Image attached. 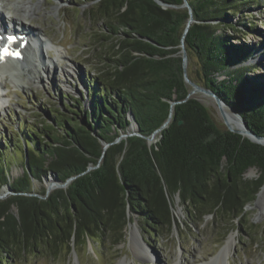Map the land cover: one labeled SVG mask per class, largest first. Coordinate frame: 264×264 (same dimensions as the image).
<instances>
[{"label":"trees","instance_id":"obj_1","mask_svg":"<svg viewBox=\"0 0 264 264\" xmlns=\"http://www.w3.org/2000/svg\"><path fill=\"white\" fill-rule=\"evenodd\" d=\"M83 1L89 2L86 16L94 29L89 40L101 54L96 71L83 80L87 93L80 91L82 103L68 115L62 110L72 103L65 102L39 128H19V176H11L12 156L0 153V186L11 191L0 199V264H11L25 247L54 254L59 245L71 252L88 240L115 247L124 241L129 213L151 238L161 228H180L173 215L176 195L188 222L207 214L237 218L264 180V146L228 131L196 98L175 104L172 120L148 143L167 118L170 101L184 99L190 89L179 53L186 8H163L155 0ZM188 2L195 19L184 36L189 79L212 89L264 135V73L245 64L257 48L243 39L257 22H242L263 0ZM129 113L139 134L116 141L129 130ZM250 166L259 176L244 179ZM51 172L62 182L74 178L49 194L35 190V182ZM244 235L264 243V221L260 230L249 225Z\"/></svg>","mask_w":264,"mask_h":264},{"label":"rangeland","instance_id":"obj_2","mask_svg":"<svg viewBox=\"0 0 264 264\" xmlns=\"http://www.w3.org/2000/svg\"><path fill=\"white\" fill-rule=\"evenodd\" d=\"M1 1L5 6L10 4L14 6L21 1L33 3L35 10L29 14L31 17H27V14L23 15L26 19H22L24 23L21 22V24L25 28L38 27L41 31L43 30V34L52 41L55 48V51L51 50L52 53L45 49L47 54L43 48V55L55 67L51 73H46L43 66L38 65L32 71L21 68L19 73L6 75L7 79L4 82L6 88L2 89L6 94L0 99V146H2L0 153L3 151L2 157L8 153L12 156L8 164L11 165V176L17 177L22 172L19 137L23 128H39L43 120L51 121L54 110L62 107L65 102L72 103L63 108L62 113L66 115L75 109L74 105L82 103L80 91L87 93L83 80L86 76L95 74L96 66L93 63L101 54L89 40V36L94 34V29L89 25L86 16L89 2H79L80 0ZM5 6L2 10L7 9ZM246 13L242 22L246 21L248 24L247 21L251 18L257 24L255 29L245 31L243 39L252 48H257V53L249 57L245 64L253 67L259 65L256 73H264V0L262 6H252ZM238 19L239 17L236 16L231 21L235 22ZM7 20L8 17L5 19L6 23ZM191 66L194 69V61ZM16 76H20L19 80ZM218 78H223V75H219ZM193 96L201 99L206 106L215 109V103L209 96L201 92H196ZM83 98L84 107L87 108V97L83 96ZM76 113L78 117L82 116L81 110H76ZM216 113L219 116L217 111ZM20 127L22 132L19 130ZM157 137L158 134L152 142ZM3 141H7L8 149L3 148L6 147ZM255 175L257 170L252 167L244 173V178L254 179ZM46 178L54 180L50 174ZM46 178L41 182H35V190L38 191L40 187L47 189ZM69 183L70 181L65 185H53L46 193L49 194L55 188L66 187ZM10 193L7 186H0V199L7 197ZM179 201L180 198L175 200L176 207L173 215L180 223V228L175 225L172 230L161 228L157 235L153 236L154 238L144 232L143 225L136 215L129 213L128 223L130 224H127L125 228L124 241L115 247L107 248L108 244L102 245L97 240H88L84 244L78 242L71 252L67 244L59 245L56 254L45 248L39 250L25 247L23 254L12 256L11 264H119L120 262L122 264H218L213 259L230 235L234 236V241L230 248V255L222 264H264L263 241L244 235L251 224L256 225L258 230L262 228L264 211L262 216L257 215L259 207L254 204L255 199L245 205L240 217L225 216L220 219L207 214L201 220H195L194 223L186 221L185 209L179 205ZM135 226L139 234L136 240L138 246L134 242L131 243L130 230ZM231 227L233 228L230 229Z\"/></svg>","mask_w":264,"mask_h":264},{"label":"bare ground","instance_id":"obj_3","mask_svg":"<svg viewBox=\"0 0 264 264\" xmlns=\"http://www.w3.org/2000/svg\"><path fill=\"white\" fill-rule=\"evenodd\" d=\"M0 2H1L0 4L1 6L0 7V29H3V26H5L6 24L5 19L7 17H8V20H7L8 26L10 24L11 25L10 27L13 29L15 28L24 29L25 26L21 24V22L24 23L23 20L26 19V17H24L23 15L27 14V17H31L29 16V14H32V10H35L36 8L35 5L30 2L28 3V2L21 1L19 3H16L14 6H12V4L5 6L4 4H2L3 2L1 0ZM4 6L5 8L7 7V9L2 10ZM2 11L4 12V14L1 13ZM5 12L8 13V15ZM25 29L27 31H30L31 35L29 36L30 43H28V46L25 49V56L22 59V61L21 60H9V61L0 62V99L3 97L1 96L2 88H6V86H4V82L7 79L6 78L7 74L10 76V74H14L15 72L19 73L21 68L22 69L24 68L23 70L25 71H32L38 65L43 66L46 73L47 72L51 73L53 71V68L55 69V67H53L52 62L48 60L47 58H45V56L43 55L44 54L43 48L44 50L46 49L50 51L51 50L55 51V48L53 47V44L51 43L52 41L48 37H46L43 34L44 32H42L43 30L41 31V29L38 27H33V28L30 27V28H25ZM44 37L47 39V40L45 39L46 41L44 40ZM38 50H40V53H38ZM46 54H47V51H46ZM19 77L20 76H16V79L19 80ZM193 94L195 95V93ZM226 111L228 113V116L233 120L234 118L233 114L229 112L228 110ZM232 120H231V124L235 127V123L232 122ZM46 180L48 179L46 178ZM54 182H55V178L54 180L49 179L46 182V185L51 187L52 183ZM263 200H264V189H262L259 192L258 198L256 200V206L259 207V211L257 213L258 216H262L263 214ZM130 232H131L130 236L132 235L131 243L134 242L138 246L139 244L136 243L137 242L136 240L138 239L137 237H139L137 227L135 226L134 228H131ZM233 241H234V236L230 235L226 239L224 246L217 253V255L215 256L213 260L217 261L218 264H222V262L226 260V258L230 255V248L232 246ZM119 264H122V262H120Z\"/></svg>","mask_w":264,"mask_h":264},{"label":"water","instance_id":"obj_4","mask_svg":"<svg viewBox=\"0 0 264 264\" xmlns=\"http://www.w3.org/2000/svg\"><path fill=\"white\" fill-rule=\"evenodd\" d=\"M155 1L158 4H160L163 8L181 7V8H186L188 10L189 16L187 18L186 26L184 28L183 35H182L181 40H180L179 53H180L181 58H182V68H183V73H184V81L186 82V84H188L190 86V89H189V91H188V93L184 99H182V100H171L170 101L169 113H168L167 118L165 119V121L162 123V125L159 128H157L149 137H147L148 143H151L152 140L154 139L155 135L158 134L161 131V129L166 127L168 125V123L172 120V118H173V106L175 104H177L179 102H183V101L187 100L188 98H196L195 96H193L194 95L193 93L201 92L204 95L209 96V98L214 101L215 109L206 106L201 99H198V98H196V99L199 100L203 105L208 107L210 110H212L216 116V119L218 121H220V123L223 124V126H225V128L228 131L240 135V137L242 139H247L252 143L264 146V135L258 134L257 132L252 130L248 126V124L244 120V118L240 115V113L234 107H232L227 102H225L223 99H221L219 97V95L217 93H215L212 89L204 87L202 85H199L198 83L189 79V77L187 75V51H186V48L184 45V36L188 32V28H189L190 24L193 21H195V19L193 17L192 10H191V7H190L188 0H182V3L180 5H171V4L163 2L162 0H155ZM139 37L148 41V42H151L155 45H158L155 41H153L149 37H143V36H139ZM226 110H228L229 112H231L233 114V116H234L233 120L228 116V113ZM216 111L218 112L220 118L217 115ZM129 118L131 120L129 130L126 133H121L120 136L116 139V141H118L120 138H124L128 135L139 134L138 126H137V124L133 118L132 113H129ZM231 120H232V122L235 123V127L231 124ZM182 122H183V120H178L177 123L181 124ZM103 145H104V150H105V148L108 146V143H103ZM252 167L256 168V170H257V175L254 176V179H255L259 176V171H258V168L255 166H250L247 168V170L249 168H252ZM244 173L242 175L243 178H244ZM50 175H52L55 178V182L52 183L51 186H53V185H55V186L56 185H65L67 182L71 181L74 178L73 176L68 177L64 182L61 183V181L57 178L55 173L51 172ZM49 188L50 187L48 186L46 189V192L48 191ZM262 189H264V180H263V183L260 186L258 192L256 193L255 203H254L255 205H256V200L258 198V194ZM177 198H179L178 195L175 196V200ZM263 211H264V200H263Z\"/></svg>","mask_w":264,"mask_h":264},{"label":"snow or ice","instance_id":"obj_5","mask_svg":"<svg viewBox=\"0 0 264 264\" xmlns=\"http://www.w3.org/2000/svg\"><path fill=\"white\" fill-rule=\"evenodd\" d=\"M16 39H17L16 37H8V40L10 42H14ZM7 55H17V54L10 52L7 48L0 49V59H2L3 56H7Z\"/></svg>","mask_w":264,"mask_h":264}]
</instances>
